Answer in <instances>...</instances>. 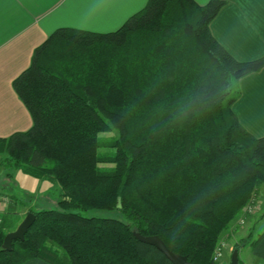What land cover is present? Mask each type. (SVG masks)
<instances>
[{
    "label": "trees",
    "instance_id": "trees-1",
    "mask_svg": "<svg viewBox=\"0 0 264 264\" xmlns=\"http://www.w3.org/2000/svg\"><path fill=\"white\" fill-rule=\"evenodd\" d=\"M222 4L148 0L114 31L59 28L35 49L13 81L32 125L0 138V165L10 179L20 170L56 185L59 209H28L35 220L10 251L1 245L14 218L3 214L0 264H172L134 231L220 264L219 237L264 186V136L232 110L237 81L264 58L237 61L214 39Z\"/></svg>",
    "mask_w": 264,
    "mask_h": 264
},
{
    "label": "crops",
    "instance_id": "crops-1",
    "mask_svg": "<svg viewBox=\"0 0 264 264\" xmlns=\"http://www.w3.org/2000/svg\"><path fill=\"white\" fill-rule=\"evenodd\" d=\"M193 1L202 6L210 0ZM147 2L148 0H0V138L30 129L31 115L16 94L13 81L28 68L35 49L54 31L73 28L98 33L111 32ZM222 2L221 8L209 24L211 35L237 61L249 62L264 58V0ZM236 85L239 95L232 110L238 122L250 135L263 137L264 66L241 77ZM21 172L17 171L15 178L23 177L24 173ZM29 177L33 183L36 181ZM38 182H45L44 185L49 186L46 180ZM17 207L16 201H4L0 198V218L8 212H15L18 217ZM238 255L242 263L264 264V234L255 245L250 246L248 243L242 247ZM23 264L48 263L35 258Z\"/></svg>",
    "mask_w": 264,
    "mask_h": 264
},
{
    "label": "rangeland",
    "instance_id": "rangeland-1",
    "mask_svg": "<svg viewBox=\"0 0 264 264\" xmlns=\"http://www.w3.org/2000/svg\"><path fill=\"white\" fill-rule=\"evenodd\" d=\"M102 135L106 136L108 134ZM99 150L104 151L106 149L100 148ZM4 157L5 154L0 153V161H2ZM100 166L111 165L100 164ZM17 171L14 172L13 178L10 179L8 176L5 175V170L0 165V186L5 185V187L7 186L9 188V192L6 194V199L2 200H11L9 197L10 192L17 196L16 198H14V201H16V204L19 206L16 208L18 217L15 216V212H11L13 215L12 217L14 218L12 226L14 229L18 225V223L24 218V216L28 212V209H59L58 200L60 199V193L56 185H53L50 182L49 186L48 184L44 185L45 182H38L37 179L33 183L31 178L27 174H23L22 172L21 173L23 174V177L15 178ZM0 194L3 196V193H1V189ZM251 199H254V207L252 212L249 213L245 211L247 205L246 204L245 207L240 211V213L233 219V221H231L226 231L222 232L221 236L218 239L215 248L219 244H222V257L217 260V262L220 264H229L230 255L236 242L243 244L242 240L246 239L249 234H251L250 240H253L264 232V186L260 187L258 189V193ZM74 212H78L86 217L92 216L99 218L122 219L120 212L115 209H76L74 210Z\"/></svg>",
    "mask_w": 264,
    "mask_h": 264
},
{
    "label": "water",
    "instance_id": "water-1",
    "mask_svg": "<svg viewBox=\"0 0 264 264\" xmlns=\"http://www.w3.org/2000/svg\"><path fill=\"white\" fill-rule=\"evenodd\" d=\"M35 220V215L32 212H27L24 218L18 223L15 229L7 232L3 238L2 249L10 251L12 249V241L24 238L25 232L32 225ZM136 239L141 242L154 246L159 250L172 264H200L191 262L185 255H181L169 249L163 240L158 235H141L138 232H133ZM229 264H239L238 250L234 249L230 255Z\"/></svg>",
    "mask_w": 264,
    "mask_h": 264
},
{
    "label": "built area",
    "instance_id": "built-area-1",
    "mask_svg": "<svg viewBox=\"0 0 264 264\" xmlns=\"http://www.w3.org/2000/svg\"><path fill=\"white\" fill-rule=\"evenodd\" d=\"M0 198L6 199V197L2 196L1 194H0ZM253 201H254V199H251L249 201V203L246 205V209H245L246 212H249V213L252 212L253 207H254ZM221 248H222V244H219L215 248L214 254H213V260L217 261V260H219L222 257V250H221ZM242 264H246V263H242Z\"/></svg>",
    "mask_w": 264,
    "mask_h": 264
}]
</instances>
